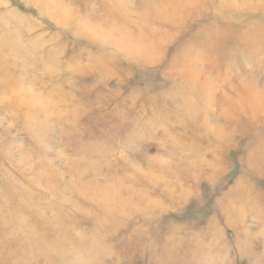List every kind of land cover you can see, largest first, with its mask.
I'll return each instance as SVG.
<instances>
[{
    "label": "rangeland",
    "instance_id": "obj_1",
    "mask_svg": "<svg viewBox=\"0 0 264 264\" xmlns=\"http://www.w3.org/2000/svg\"><path fill=\"white\" fill-rule=\"evenodd\" d=\"M0 264H264V0H0Z\"/></svg>",
    "mask_w": 264,
    "mask_h": 264
}]
</instances>
